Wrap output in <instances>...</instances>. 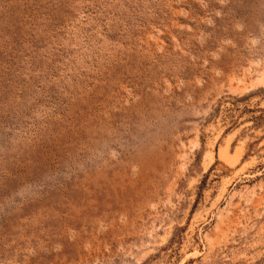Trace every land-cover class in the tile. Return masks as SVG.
I'll use <instances>...</instances> for the list:
<instances>
[{"label": "rangeland", "instance_id": "obj_1", "mask_svg": "<svg viewBox=\"0 0 264 264\" xmlns=\"http://www.w3.org/2000/svg\"><path fill=\"white\" fill-rule=\"evenodd\" d=\"M0 264H264V0H0Z\"/></svg>", "mask_w": 264, "mask_h": 264}]
</instances>
